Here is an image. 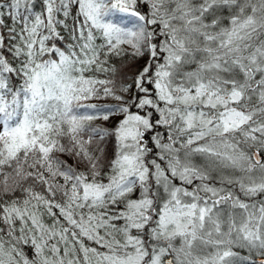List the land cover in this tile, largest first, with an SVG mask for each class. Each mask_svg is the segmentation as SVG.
<instances>
[{
    "label": "snow or ice",
    "instance_id": "snow-or-ice-1",
    "mask_svg": "<svg viewBox=\"0 0 264 264\" xmlns=\"http://www.w3.org/2000/svg\"><path fill=\"white\" fill-rule=\"evenodd\" d=\"M0 264H264V0H0Z\"/></svg>",
    "mask_w": 264,
    "mask_h": 264
}]
</instances>
